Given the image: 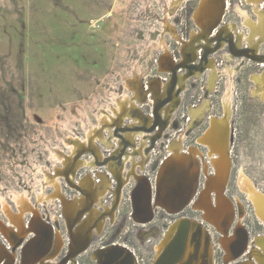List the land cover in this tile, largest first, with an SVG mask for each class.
Segmentation results:
<instances>
[{
	"label": "rangeland",
	"instance_id": "rangeland-1",
	"mask_svg": "<svg viewBox=\"0 0 264 264\" xmlns=\"http://www.w3.org/2000/svg\"><path fill=\"white\" fill-rule=\"evenodd\" d=\"M258 9L264 11V0H0V243L14 253L12 264H23L35 237L15 235L12 217L21 207L26 225L42 221L61 232L62 240L53 235L52 264H65L58 259L65 239L70 232L71 252L72 230L93 210L92 245L75 251V257L83 252L76 260L70 254V264H98L92 252L114 243L138 264H152L168 226L181 216L207 229L214 264H259L253 251L264 219L251 191L264 194ZM215 118L227 130L223 193L234 210L221 228L194 209L209 176L217 175L219 154L201 140ZM190 145L199 149L191 158L196 191L172 211L159 172L173 147L189 154ZM86 177L101 194L71 225L62 196L90 197ZM142 181L150 191L146 222L136 220L145 207ZM211 197L216 205V193Z\"/></svg>",
	"mask_w": 264,
	"mask_h": 264
},
{
	"label": "bare ground",
	"instance_id": "bare-ground-1",
	"mask_svg": "<svg viewBox=\"0 0 264 264\" xmlns=\"http://www.w3.org/2000/svg\"><path fill=\"white\" fill-rule=\"evenodd\" d=\"M212 1L214 3L221 2V0H212ZM251 1H253L255 4L258 5L261 0H251ZM258 14L261 20H263L264 11L259 10ZM197 16L199 17V14ZM218 122H220V120H217L215 118L214 121L212 122L211 130L208 132L206 136L207 138L205 137L206 140L201 139L202 141H207L209 143L207 144L211 146V149L219 154V157L214 159V163L217 169V175L209 176L206 182V187L202 191V198L198 203L195 204V207L196 209L203 211L204 218L209 219L211 222H213L215 225L221 228V222L223 220H227L229 222L232 220L234 210L230 199L226 197L225 194L223 193V188L227 182L228 175L230 172H229V160L226 152L227 130L226 128L225 129H222V127L220 128ZM172 150L174 153L172 157L169 159V161H167V163L164 164L161 174L159 176V186L162 195L165 197L167 209H170L172 211H177L183 208L184 206H186L191 201V199L195 194L196 191L195 187L197 184V176H198L197 174L198 167H197V163L195 161H192L191 158L192 156L197 155L199 149H197L196 146L193 148L191 147L189 149V154L180 151L179 147H173ZM84 184L87 185L90 188V191L92 192L90 197L84 196L81 199H78L76 202H71L66 197L62 196L67 213L70 211L74 215H76V213L82 212L83 209L88 205L89 198H91L95 202V200H97V198L100 196L101 192L99 190L91 189V179L89 177H86ZM144 185L145 187L148 186L147 183H144ZM251 191H252V198L257 204L258 212L260 216L264 219V194L254 190V188ZM213 192L216 193V200H217L216 205L211 203V198H212L211 193ZM142 196H143L142 200L144 202L145 207L143 209V213L138 214L137 215L138 217L136 218L144 221V220H148L149 218L148 215L151 213L148 208L149 205L148 189L142 192ZM156 204L157 206L158 205L165 206L159 201ZM23 211L24 208L21 207L20 214L12 217L14 224L18 227L19 230L18 233H15V235H17L18 239H21L28 236L32 232L35 234L34 239H32V241L29 243L28 250L24 253L25 260L23 264H52L49 261L51 259L48 256L50 255V252L54 249L53 242L55 241V239L53 240V235L54 238L55 236H59L58 238H61L62 235L60 231L59 230L53 231V229L44 225L45 223L44 224L41 223L42 221L41 222L33 221L30 224L26 225L23 220V216H24ZM34 212L36 218L37 217L39 218L40 216L39 211L35 209ZM90 215L91 216L85 222L79 220L80 227L78 229L74 228V231L72 230V233L77 235L78 239H81L84 242L83 249L85 247H88L87 244L89 243L90 236L92 235L91 232L89 233V231L91 230L90 224L93 219H97L98 217L97 212L94 210L90 212ZM192 221L193 222L191 223V221L188 220V222H190L189 227L182 224V227L179 228V224H180L179 222L171 227L169 234L157 247L155 264L157 261H158L157 264H168V263L169 264L170 263L207 264L208 260H211L210 261L211 264L214 261L212 246H211V252L208 254L210 242L206 230H204L202 227L196 224L194 220ZM69 222H74V220L69 218ZM196 228H197V235L194 233L193 238H191V234L195 232ZM175 238H176L175 243L172 245L171 249L167 253L164 261H161V256L163 252ZM196 238H197V242L195 241ZM41 242L44 245L43 244L41 245L40 244ZM256 243L258 248H255V250L253 251V255L256 257L259 264H264V234L256 238ZM184 244H185V248L182 250ZM40 246H44V248L40 249ZM73 249L76 251V247H73ZM123 254L125 255V252ZM123 254L121 256H123ZM126 254L127 255L125 260L124 259L119 260L118 257H115L109 264H125V263L133 264L134 263L133 257L130 263L127 262L131 254L129 253ZM0 258H4L6 264H12V260L14 259V253L6 250V248L3 247L1 243H0ZM94 258L98 260L99 264H104L102 260L105 257H101L100 252L94 254ZM231 258H232V253L229 252L226 255V260H229ZM242 264H256V263L254 260L249 259L247 261L242 262Z\"/></svg>",
	"mask_w": 264,
	"mask_h": 264
},
{
	"label": "flooded vegetation",
	"instance_id": "flooded-vegetation-1",
	"mask_svg": "<svg viewBox=\"0 0 264 264\" xmlns=\"http://www.w3.org/2000/svg\"><path fill=\"white\" fill-rule=\"evenodd\" d=\"M211 124V123H210ZM207 134H208V132H207ZM202 137V136H201ZM205 138V136L202 138V140H205L204 139ZM196 143H197V141H196ZM191 146V145H190ZM196 146V145H195ZM195 146H191L192 148L193 147H195ZM189 148V147H188ZM187 148V149H188ZM170 159V158H169ZM169 159L167 160V161H169ZM167 161H165L164 163H163V166H164V164L165 163H167ZM163 166L161 167V169H160V172H159V176H160V174H161V171H162V168H163ZM169 167V166H168ZM168 167H167V169H168ZM159 176H158V178H159ZM144 183H147V185H148V182H145V181H142L141 182V185H143L144 186V190H146V189H148V195H149V185L147 186V187H145V185H144ZM143 190V191H144ZM143 197V196H142ZM194 197V196H193ZM149 199V198H148ZM193 199V198H192ZM191 199V200H192ZM195 206V205H194ZM185 207V206H184ZM183 207V208H184ZM85 209V208H84ZM83 209V210H84ZM182 209V208H181ZM194 209H196V207L194 208ZM151 210V209H150ZM149 210V211H150ZM166 210V209H165ZM167 211V210H166ZM197 211V210H196ZM65 212H66V214H67V217H68V219L70 218V219H72V216H74L73 217V220H74V218L75 219H78L79 220V218H80V216H81V214H82V212H80V213H76V215H74L72 212H68L67 213V211L65 210ZM142 212H143V210L141 211V212H139V213H141L142 214ZM151 212V211H150ZM168 212V211H167ZM139 213H137V215L139 214ZM169 213V212H168ZM113 214V213H112ZM111 214V215H112ZM169 214H172V213H169ZM80 215V216H79ZM136 215V217H138ZM113 216V215H112ZM148 220L152 217V213H150L149 215H148ZM136 220H138V222H146V221H148V220H139V219H137L136 218ZM185 220H190L191 221V223L193 222L192 220H194L195 221V223L196 224H198L200 227H202L204 230H206V232H207V234H208V239H209V242H210V246H209V249H208V254L211 252V246H212V242H211V237H210V235H209V232L207 231V229L200 223V222H198L197 221V219L195 220V219H193V218H189V217H185V216H181V217H178L177 219H175V221H173L171 224L172 225H169L168 226V229L169 230H167L168 231V233H167V235L169 234V232H170V230H171V227L173 226V225H175L176 223H180L179 224V228L180 227H182V224H183V222L185 221ZM80 222V221H79ZM85 222V221H84ZM101 223L103 224V220L101 221ZM75 224V220H74V222H71V225H74ZM70 225V226H71ZM80 227V225L79 226H77V228H76V226L74 227L75 229H78ZM101 227L102 226H99L98 227V229H101ZM67 230H68V226H67ZM74 231V230H73ZM68 232H69V230H68ZM92 233V235L90 236V239H89V243L87 244V246L89 247L90 246V244H91V241L93 242V240H92V238H93V230L91 229L90 231H89V233ZM61 233V232H60ZM194 233L197 235V228H196V230H195V232H193L192 234H191V238H193V235H194ZM58 235V234H57ZM64 235V234H63ZM72 235H73V241H72V249H73V247H76V252H77V249L79 250V249H83V244H84V242L81 240V239H78V237H77V235H75V234H73L72 233ZM69 236H70V240L67 242L66 241V239H65V248H64V250H62V253H61V256L58 258L61 262H64L65 261V264H70L72 261H75L76 260V258L80 255V254H82L83 252H81L79 255H77L76 257H75V255H76V252H74L75 250L73 249V250H71V252H70V250H69V243H70V241H71V234H70V232H69ZM88 236V235H87ZM175 236V235H174ZM57 237H59V236H57ZM58 239H61L62 240V237L61 238H58ZM196 242H197V238H196V240H195ZM54 243V242H53ZM92 245V244H91ZM114 246H120V247H122V248H124L125 249V255L123 254V256H119L118 258H119V260H121V259H126V253H129V254H131L132 255V257H133V264H138V262H137V260H136V256L134 255V253L133 252H131V250H129V249H127L125 246H123V245H121V244H117V243H114L113 245H104V246H101V247H98V248H96L93 252H92V255L93 254H96V253H99L100 251H102V250H108V249H111V248H113ZM88 247H85L84 249H86V248H88ZM87 251V250H86ZM63 252H65V254L62 256V254H63ZM85 252V251H84ZM71 254V256H70V259H73L74 257H75V260H71V261H69L67 258H68V256ZM207 254V255H208ZM94 256V255H93ZM51 259H53V258H51ZM95 259V258H94ZM95 260H97V259H95ZM155 260H156V258H154V261H153V263L152 264H155ZM159 260V259H158ZM214 260V259H213ZM210 261L211 260H208L207 261V264H210ZM158 262V261H157ZM157 262H156V264H157ZM97 263L99 264V262H98V260H97ZM57 264H63V263H57ZM211 264H214V261L211 263Z\"/></svg>",
	"mask_w": 264,
	"mask_h": 264
},
{
	"label": "water",
	"instance_id": "water-1",
	"mask_svg": "<svg viewBox=\"0 0 264 264\" xmlns=\"http://www.w3.org/2000/svg\"><path fill=\"white\" fill-rule=\"evenodd\" d=\"M248 51V50H247ZM183 225L189 227L190 226V222H188V220L183 222ZM176 238L169 244V246L165 249V251L163 252L162 256H161V261H164L167 253L169 252V250L171 249L172 245L175 243ZM185 248V244L183 245L182 250ZM125 252V249L120 247V246H114L111 249H108L106 251L102 250L100 251V255L101 257H105L102 261L104 262V264H109L115 257H119L121 256L123 253ZM132 260V256L130 255V257L128 258V261L130 263V261ZM127 264V263H125ZM169 264V263H168ZM172 264V263H170ZM242 264V263H239Z\"/></svg>",
	"mask_w": 264,
	"mask_h": 264
}]
</instances>
